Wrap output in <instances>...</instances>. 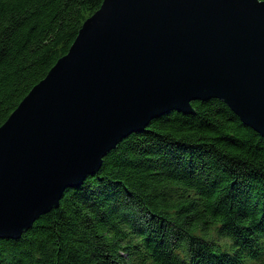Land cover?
Instances as JSON below:
<instances>
[{
    "label": "water",
    "instance_id": "1",
    "mask_svg": "<svg viewBox=\"0 0 264 264\" xmlns=\"http://www.w3.org/2000/svg\"><path fill=\"white\" fill-rule=\"evenodd\" d=\"M213 98L264 137V0H103L0 127V239L153 119Z\"/></svg>",
    "mask_w": 264,
    "mask_h": 264
},
{
    "label": "trees",
    "instance_id": "2",
    "mask_svg": "<svg viewBox=\"0 0 264 264\" xmlns=\"http://www.w3.org/2000/svg\"><path fill=\"white\" fill-rule=\"evenodd\" d=\"M102 3L0 0V127ZM192 106V114L173 111L129 135L96 174L65 190L58 208L20 238L0 239V264H144L149 255L184 264L173 252L179 241L192 252L188 264H236L195 229L206 233L221 217L218 233L242 248L264 232V137L220 99ZM249 216L254 225L242 226Z\"/></svg>",
    "mask_w": 264,
    "mask_h": 264
},
{
    "label": "clouds",
    "instance_id": "3",
    "mask_svg": "<svg viewBox=\"0 0 264 264\" xmlns=\"http://www.w3.org/2000/svg\"><path fill=\"white\" fill-rule=\"evenodd\" d=\"M256 221L253 217L249 216L242 222V226L251 227ZM224 223L223 218L216 217L213 220L212 226L207 232H201L199 227L195 231L206 241L213 243L212 252L214 254H228L236 260V264H264V232L256 230L252 233L251 239L253 244L250 248H242L236 244V238L229 235L218 233V229L222 227ZM124 232L131 233L132 229L130 225H121ZM105 238L111 243L115 238L114 232H105ZM144 237L136 236L134 243H143ZM173 252L179 260L188 264V261L192 257V252L188 246L187 241H179L173 245ZM255 253V254H253ZM144 264H157L154 258L150 255L144 261Z\"/></svg>",
    "mask_w": 264,
    "mask_h": 264
}]
</instances>
